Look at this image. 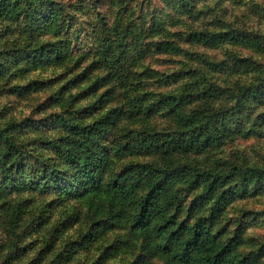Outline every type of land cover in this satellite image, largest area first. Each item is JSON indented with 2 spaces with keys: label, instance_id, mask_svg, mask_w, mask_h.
<instances>
[{
  "label": "rangeland",
  "instance_id": "obj_1",
  "mask_svg": "<svg viewBox=\"0 0 264 264\" xmlns=\"http://www.w3.org/2000/svg\"><path fill=\"white\" fill-rule=\"evenodd\" d=\"M183 1L186 7L179 0H69L68 4L47 0L44 10L56 12L52 17L48 14L47 19L41 15L31 24L23 15L0 16V127L16 122L9 132L25 148L22 158L11 167L0 162L1 262L165 264L158 255L147 252L146 235L128 224H112L100 231L94 220L109 222L104 216L96 218L85 196H67L58 188L41 190L36 177L48 162L65 168L54 160L55 150L46 143L62 132L60 118L91 121L111 105L122 104L133 92L151 99L182 94L189 99L180 107L184 112L200 108L201 112L223 116L226 122L229 118L216 111L214 105L222 104L233 89L244 95L246 104L264 103V92L253 97L232 83L252 67L242 65L239 72H234L233 58L255 56L260 61L264 49L235 42L207 46L185 40L190 29L233 27V14L239 15L236 0H214V8L199 12L198 6L203 9L213 0ZM214 11L218 13L216 18ZM238 28L261 31L255 17ZM52 36L61 37L57 42L66 55L59 60H32L31 49L49 44L45 38ZM165 38L177 41L181 49L155 48V42ZM211 61H224L225 66L212 69ZM141 63L146 67L138 72ZM17 85L27 87L19 90ZM137 126L155 129L178 125L174 116L162 108L145 117L123 116L115 126V134L136 130ZM237 127L240 131L231 128L233 133L223 144L203 151L177 152L168 157L156 153L113 157L106 174L116 173L129 162L160 167L189 163L220 169H227L231 163L264 166V131H260L264 129V117L253 121L250 133L243 132V124ZM236 149L243 150V160L235 155ZM199 189L190 190L187 204L196 199ZM207 206H201L199 212H206ZM262 208L264 190H243L224 205L213 229L224 237L241 226L245 242L239 249H255L264 244V211L256 210ZM255 263L264 264V255Z\"/></svg>",
  "mask_w": 264,
  "mask_h": 264
},
{
  "label": "trees",
  "instance_id": "obj_2",
  "mask_svg": "<svg viewBox=\"0 0 264 264\" xmlns=\"http://www.w3.org/2000/svg\"><path fill=\"white\" fill-rule=\"evenodd\" d=\"M46 1L0 0V16L18 18L23 15L32 24L41 15L47 19L49 13L43 8ZM179 2L186 7V2ZM50 12L49 17L56 15L54 10ZM227 29V33L221 29H190L185 40L207 46L235 42L264 49V37H258L259 32L236 27ZM181 47L173 39L155 42V48L162 51H179ZM65 55V49L58 42L41 44L30 51V58L35 62L59 60ZM242 65L249 64L233 58L234 72H239ZM2 66L0 63V73ZM210 66L220 70L225 64L211 61ZM26 87L17 85L19 90ZM240 89L256 97L264 92V79ZM127 95L122 104L107 109L91 122L60 118L62 132L46 143L55 150L54 160L65 168L45 163L36 177L38 188H58L67 196H85L96 218L104 216L109 222L95 219L100 231L112 224L130 225L149 238L147 252L158 255L165 264H256V258L264 255V244L242 252L239 247L245 240L241 226L224 237L213 227L224 205L235 195L250 188L264 190V166L231 163L227 169H220L200 168L189 163L160 167L129 162L116 173L106 174L113 157L132 153L168 157L177 152L203 151L220 146L233 133L221 115L201 112L200 108L189 112L181 110L184 102L189 101L182 94L153 99L136 92ZM162 108L174 116L178 125L174 132L161 134L143 127V131L126 130L115 134V126L123 116L145 117ZM14 125L16 122H8L0 127V162L6 168L20 160L25 151L24 143L9 132ZM197 187L200 189L194 195L196 199L192 198L187 204V195ZM204 205H208L206 212H199ZM0 264L6 263L0 261Z\"/></svg>",
  "mask_w": 264,
  "mask_h": 264
},
{
  "label": "clouds",
  "instance_id": "obj_3",
  "mask_svg": "<svg viewBox=\"0 0 264 264\" xmlns=\"http://www.w3.org/2000/svg\"><path fill=\"white\" fill-rule=\"evenodd\" d=\"M63 3L68 4L69 0H63ZM72 3H75V0H72ZM208 7L214 8V0L211 5H206L203 9L198 6L196 11H207ZM235 7L237 8L239 15H236L235 13L233 14V19L235 21L233 27L238 28L249 18L255 17L259 22V27L261 29V31L257 33V36L264 37V0H236ZM217 16L218 13L214 11L213 18H216ZM177 31H187V29H177ZM221 31L227 33L228 29L224 28L221 29ZM59 39H61V37L52 36L46 37L45 41L56 43ZM167 58L178 59V57L172 56H169ZM88 63H91V60H89ZM185 63H187V61H185ZM240 63H248L251 64L252 67L247 73H240L239 75H237L236 79L232 81L233 84H237L240 88H246L249 86V82H257L259 79H264V59L257 61L255 56L246 58L242 57L240 58ZM145 67L146 65L141 63L136 71L143 72ZM175 71H180V69H175ZM167 75H172V72H168ZM153 79H155V77ZM111 107H118V105L114 104L111 105ZM214 108L216 111L220 112L222 115H226L229 118L227 123L230 128L235 127L237 131H240L237 125L243 124V132L245 133L251 132L253 121H255L259 117H264V103H261L259 105H256L254 103L246 104L244 95H242L236 89H233L232 95L227 96L222 104L214 105ZM57 111H59V109ZM249 113L251 114L250 119H247V123H244L245 119L249 117ZM136 131H143V128L137 126ZM154 131L157 133L165 134L174 132L175 128L164 126L155 128ZM260 131H264V129H260ZM261 144L264 145V139L261 140ZM235 155L241 160L245 158L242 149H236ZM256 210L264 211V208Z\"/></svg>",
  "mask_w": 264,
  "mask_h": 264
}]
</instances>
